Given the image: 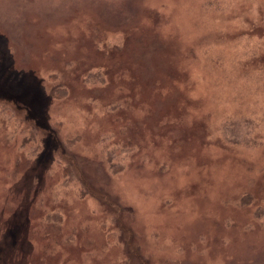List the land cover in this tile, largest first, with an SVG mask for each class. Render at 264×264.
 <instances>
[{
	"label": "rangeland",
	"instance_id": "rangeland-1",
	"mask_svg": "<svg viewBox=\"0 0 264 264\" xmlns=\"http://www.w3.org/2000/svg\"><path fill=\"white\" fill-rule=\"evenodd\" d=\"M0 264H264V0H0Z\"/></svg>",
	"mask_w": 264,
	"mask_h": 264
}]
</instances>
